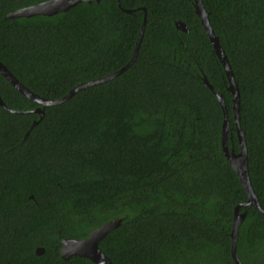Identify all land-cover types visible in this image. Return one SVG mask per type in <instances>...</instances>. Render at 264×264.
I'll use <instances>...</instances> for the list:
<instances>
[{"label": "trees", "instance_id": "trees-1", "mask_svg": "<svg viewBox=\"0 0 264 264\" xmlns=\"http://www.w3.org/2000/svg\"><path fill=\"white\" fill-rule=\"evenodd\" d=\"M44 1L0 0V62L46 99L120 69L144 15L145 26L127 69L58 104L43 107L0 73L8 108L44 111L0 105V264H95L61 257L62 242L112 219L121 221L98 242L112 264H235L234 208L247 194L223 153L222 108L203 76L223 97L227 145L238 152L233 95L194 1H80L7 17ZM201 1L237 85L248 175L264 210V0ZM244 211L237 256L264 264V214Z\"/></svg>", "mask_w": 264, "mask_h": 264}, {"label": "water", "instance_id": "water-1", "mask_svg": "<svg viewBox=\"0 0 264 264\" xmlns=\"http://www.w3.org/2000/svg\"><path fill=\"white\" fill-rule=\"evenodd\" d=\"M80 1H85V2H91V1H100V0H47L35 5L27 6L21 9H18L14 12H11L7 15L9 18H15V17H30L34 15H53L61 11H66L69 8L73 7ZM194 2V10L197 16L199 17L201 24L207 34V36L210 39V42L212 43L214 52L220 59V62L224 68V71L226 73V76L228 78V90L231 91L232 93V111L234 114V120H235V128L237 132V137H238V144H239V151L235 152L234 148L229 149L227 145V134L230 132V127L228 123V116H227V109L226 105L224 103L223 97L221 94H218L216 91H214L212 85L209 83L207 78L203 76V82L205 85H207L210 89L213 90L217 100L220 103V106L222 108L223 112V121L221 125V146L223 149V153L225 155V158L229 162V164L232 166L234 169L235 173L237 174V177L244 188L246 194H247V200L242 202L241 204H238L234 208V215H233V223H232V228L230 232V237H231V257L234 261L235 264H242L240 261L239 257L237 256L236 252V243H237V238H238V229L239 225L243 221L246 215V211L239 213L238 209L240 205H250L258 209L262 214H264V210L262 209L255 192L251 186L250 183V178L248 175V165H247V154H246V147H245V142L242 137V130L239 126V106H238V89L236 82L234 80L230 65L228 63L227 57L224 54V51L222 50L219 42H218V37L214 34L207 13L205 11V8L202 4L201 0H193ZM126 12H132L131 9H124ZM145 15L142 20L140 32L138 34L134 52L132 55V58L120 69L114 71L113 73H110L104 77L90 80L87 82H83L78 84L77 86L73 87L71 90L68 91L67 94L61 96L58 99H46L42 98L39 95L33 93L26 87H24L18 79L15 78V76L0 62V73L17 89L19 90L22 94L27 96L28 98H31L38 103H40L43 107L46 105H54L61 103L68 99L70 96H72L75 92H77L80 89H83L85 87L94 85V84H99L102 82H106L113 77H116L120 73H122L125 69H127L132 62L136 58V54L140 45V41L143 35L144 31V26H145ZM177 28H180L184 31H187L186 25L182 21H177L175 23ZM0 105L9 109L10 111L13 112H21V113H29V112H37L40 117L43 116V109L40 107L35 108L34 110H25V111H17L10 109L6 106V104L2 101L1 96H0ZM36 123V121H33L30 128ZM121 219H112L107 222H105L102 226L97 227L93 229L89 235L86 238L83 239H76V238H67L64 239L62 242V246L60 249V254L61 257L63 258H68L71 255H78V256H83L89 258L92 262L95 264H112L111 260L103 253V251L99 248L98 242L99 240L110 230L113 228L117 227L120 223ZM37 253L41 254L43 253L42 248H38L36 250Z\"/></svg>", "mask_w": 264, "mask_h": 264}]
</instances>
